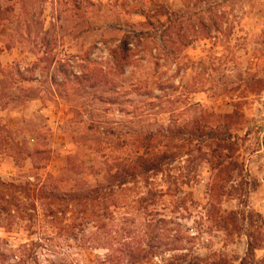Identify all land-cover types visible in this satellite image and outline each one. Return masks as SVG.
I'll return each mask as SVG.
<instances>
[{
  "label": "rangeland",
  "instance_id": "rangeland-1",
  "mask_svg": "<svg viewBox=\"0 0 264 264\" xmlns=\"http://www.w3.org/2000/svg\"><path fill=\"white\" fill-rule=\"evenodd\" d=\"M0 264H264V0H0Z\"/></svg>",
  "mask_w": 264,
  "mask_h": 264
},
{
  "label": "trees",
  "instance_id": "trees-1",
  "mask_svg": "<svg viewBox=\"0 0 264 264\" xmlns=\"http://www.w3.org/2000/svg\"><path fill=\"white\" fill-rule=\"evenodd\" d=\"M168 16V15H167ZM170 25L171 26H173L174 25V23L172 22V23H170ZM170 26V27H171ZM173 29H170V30H167L166 32H171ZM120 50H122L123 52H125L124 54H123V56H121L120 54V56H119V59H117L118 60V64H121V63H123L122 64V67H124V61H126L127 60V58H128V56L127 55H125L126 54V52H129L128 51V43L125 41V43H124V45H122L121 47H120ZM117 53H119V50L118 51H116L115 52V54H117ZM117 58V57H116ZM135 165V164H134ZM141 168L143 169L144 167H143V165L141 166ZM153 167H152V171H153ZM133 170H135V168H134V166L132 165V166H129L128 168H125L124 169V171L125 172H127V173H131L130 171H133Z\"/></svg>",
  "mask_w": 264,
  "mask_h": 264
}]
</instances>
